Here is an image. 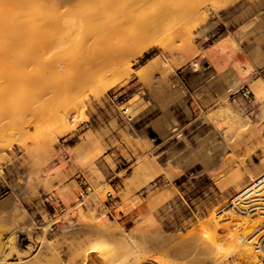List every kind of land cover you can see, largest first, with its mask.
I'll return each mask as SVG.
<instances>
[{
    "label": "rangeland",
    "instance_id": "rangeland-1",
    "mask_svg": "<svg viewBox=\"0 0 264 264\" xmlns=\"http://www.w3.org/2000/svg\"><path fill=\"white\" fill-rule=\"evenodd\" d=\"M108 1H22L41 4L44 19L21 6L4 14L8 32H26L4 29L0 48L36 52L59 70L30 109L0 106V264H112L125 241L147 264H160L159 253L185 264L160 251L161 237H187L264 172V0ZM56 35L67 36L62 51L51 46ZM231 80L239 86L226 91ZM260 221L238 223L250 234ZM100 222L108 228L97 231Z\"/></svg>",
    "mask_w": 264,
    "mask_h": 264
},
{
    "label": "bare ground",
    "instance_id": "bare-ground-1",
    "mask_svg": "<svg viewBox=\"0 0 264 264\" xmlns=\"http://www.w3.org/2000/svg\"><path fill=\"white\" fill-rule=\"evenodd\" d=\"M5 0H3L2 2H4ZM20 0H14V1H12V0H7V2L5 1L4 3H0L1 5H2V7L0 8V29L3 31H1L0 30V34H3V33H14V30H16L15 32H17V35L19 36L20 34H21V32H26V31H21L20 32V30L21 29H23V27L21 28H14V27H11V26H8L7 28L9 29V32L4 28L6 25H7V19L8 18H10L11 16H7L8 18L6 19V21H5V16L6 15H4L5 14V12H6V10L8 9V8H13V9H15V8H18V9H20L21 10V7H22V10L21 11H25V10H28L29 9V11H26V13L23 11V13H25L26 15L27 14H30V17L32 16L31 14H34V15H37L36 17H37V20H39V18H38V15H39V17H44V16H40L41 15V13H40V10L38 9V7L41 5H39V3H37V5H36V7L34 6V7H32L33 5H29V6H26L25 8H28V9H24V5L26 4H24V2L26 1V2H28L29 3V1H31L32 2V0H21L20 2H22V1H24V2H22V3H20L19 2ZM42 1H44V0H42ZM64 1V0H63ZM95 1H97V0H95ZM99 1V0H98ZM114 5L115 4H118V5H116V6H118V9H119V6H121V5H123L124 6V3H126V0H125V2H122V1H124V0H120V4L118 3L119 1L118 0H110ZM110 1H108L109 2V4H110ZM114 1V2H113ZM118 1V2H117ZM129 2H127V3H129L130 4V2H131V0H128ZM132 1H135V0H132ZM142 1H148V0H139L138 2H142ZM65 2H68V1H65ZM64 2V3H65ZM72 2H74V1H72ZM93 2H94V0H93ZM92 2V3H93ZM101 2H103V1H101ZM115 2H117V3H115ZM55 3H56V1H55ZM63 3V4H64ZM68 3H70V2H68ZM122 3V4H121ZM134 3V2H133ZM19 4H22V5H19ZM33 4H35V3H33ZM67 3H65V5H66ZM97 4L99 5L98 7H100L101 6V3L99 4V2H97ZM106 4V8L107 7H110V10H109V8L108 9H106L107 10V13H108V11L109 12H111L112 13V11H113V13H114V11L115 10H112V8L113 9H115L112 5L111 6H107L108 5V3H106V2H104V5ZM144 4H145V2H143V4H140V5H138V4H136V6L138 5V9L137 10H139L142 6H144ZM43 6H44V4H42ZM53 5V4H52ZM21 6V7H20ZM32 7V8H29V7ZM43 6H41V8H42V11L44 12V8H43ZM102 6H103V3H102ZM93 7V6H92ZM103 7H105V6H103ZM135 7V6H134ZM36 8V9H35ZM40 8V7H39ZM46 8V7H45ZM94 8V7H93ZM101 8V7H100ZM18 9H16V10H18ZM32 9V10H31ZM35 9V10H34ZM44 9V10H43ZM59 9V8H58ZM68 9V8H67ZM73 9V8H72ZM96 9V8H95ZM20 10H18V11H20ZM34 10V11H33ZM39 10V11H38ZM47 10H49V9H47ZM53 10V9H52ZM99 10V9H98ZM134 10V9H133ZM136 10V11H137ZM17 11V12H18ZM20 11V12H21ZM37 13H39V14H37ZM62 11V10H61ZM60 11V12H61ZM101 11L102 10H100L99 12H97L98 14L100 13L101 14ZM63 13H65L66 14V10H65V12L64 11H62ZM76 12V11H75ZM91 12V11H90ZM116 12V11H115ZM118 12V11H117ZM134 12V11H133ZM132 12V13H133ZM9 13V12H8ZM45 13V12H44ZM79 13V12H78ZM110 13V14H111ZM112 13V17H113V15H114V17H115V19H116V16H117V20L119 21V14H117L116 13V16H115V13L113 14ZM119 13V12H118ZM168 13L169 12H167L166 14H164V15H162L161 17L159 16H157V17H155L154 18V21H159L160 19H163L164 17H167V15H168ZM47 13H45L44 15H46ZM50 14V13H49ZM96 14V13H95ZM23 15V14H22ZM22 15H20V16H22ZM48 15V14H47ZM71 15H73V14H71ZM70 15V16H71ZM74 15H77V14H74ZM106 15V14H105ZM132 15V14H131ZM17 16V15H16ZM25 16V15H24ZM24 16L22 17V18H24ZM29 16V15H28ZM60 16H62V14L60 15ZM80 16H82L81 14H80ZM97 16V15H96ZM102 16V15H101ZM123 16V15H122ZM13 17H15V16H13ZM26 17V16H25ZM33 17V16H32ZM46 17V16H45ZM77 17H79V16H77ZM87 18L88 19H90L89 17H86V18H84V19H86L87 20ZM101 19H102V17H100ZM44 19V18H43ZM45 19H47V18H45ZM71 20H72V18H70ZM83 19V18H82ZM108 19H110V20H113L112 18H108ZM74 20V19H73ZM85 20V21H86ZM92 20H93V18H92ZM122 20V19H121ZM9 21V20H8ZM44 21V20H43ZM94 21H96V19L94 20ZM94 21H93V23H94ZM100 21V20H99ZM83 22V21H82ZM97 22H98V20H97ZM113 22V21H112ZM21 23H23V21L21 22ZM67 23H69V22H67ZM77 23H79L80 24V22H77ZM84 23V22H83ZM87 23V22H86ZM89 24H91L90 22H88ZM87 23V24H88ZM98 23H100V22H98ZM116 23V22H115ZM8 24H10V23H8ZM63 24H64V22H63ZM77 25V26H80V27H82L83 26V24H80V25ZM103 24V23H102ZM119 24V23H118ZM121 24H125V22L122 20L121 21ZM35 25V24H34ZM42 25V24H41ZM41 25H39L40 27L38 28L39 29V32L41 31V32H44L45 33V29H47V28H43L44 30H40L41 29ZM67 25V24H66ZM69 25V24H68ZM67 25V26H68ZM95 25V24H94ZM98 25V24H97ZM21 26V25H20ZM31 26V25H30ZM48 26H51L50 28H52L53 26L52 25H48ZM60 26V25H59ZM115 26L116 27H118L117 26V24H115ZM124 27H125V25H123ZM123 26H119L118 28H116L118 31H119V28L121 27V29H122V27ZM28 27V26H27ZM45 27V26H44ZM55 27H56V25H55ZM112 27V26H111ZM49 28V29H50ZM112 28H114V27H112ZM6 30V32H5V30ZM25 29V28H24ZM29 29V28H28ZM31 29V28H30ZM29 29V31H30V34H31V30ZM48 29V31H50ZM53 29V28H52ZM115 29V31L117 32V30ZM124 29H126V28H123L122 30H124ZM18 30H19V32L20 33H18ZM78 30H80V29H78ZM127 30H130L129 29V27H128V29H126V33H127ZM63 31V30H62ZM112 31V30H111ZM28 32V31H27ZM37 32H38V30H37ZM129 32H131V31H129ZM129 32H128V34H129ZM110 33V32H109ZM16 34V33H15ZM33 34V33H32ZM114 34V33H113ZM118 34V33H117ZM4 35V37H5V35L6 34H3ZM25 35H26V33H25ZM63 35V34H62ZM66 35V34H65ZM78 34H76V36H77ZM109 35H111V34H109ZM119 36V38L120 37H123V36H126V35H123L122 36V33H120V31H119V34H118ZM121 35V36H120ZM133 35V33L132 34H130V37ZM14 36V35H13ZM17 36V37H18ZM107 36H108V34H107ZM106 36V38H107V40L109 39V37L110 36H108L107 37ZM134 36V35H133ZM16 37V39L18 40L19 39V37L17 38ZM20 37H21V35H20ZM22 37L23 38H21V39H24L25 40V38L26 37H28V36H26L25 38H24V36L22 35ZM33 37V36H32ZM65 37H67V36H65ZM65 37H62V38H58V36L56 35V38H58V40L56 39L53 43H52V47L54 48V47H57V48H55V50L56 49H59V48H61V47H63L64 46V48H65V45L67 44V39L65 38ZM115 37H117V36H115ZM129 37V36H128ZM127 37V38H128ZM12 37H10V39H11ZM126 38V37H125ZM126 38V39H127ZM2 39H5V38H2ZM13 39V38H12ZM20 39V40H21ZM27 39V38H26ZM30 39V38H29ZM69 39V38H68ZM112 39V38H111ZM122 39V38H121ZM120 39V40H121ZM124 39V38H123ZM122 39V40H123ZM128 39H131V38H128ZM127 39V40H128ZM71 40V39H70ZM73 40V39H72ZM115 40V39H114ZM121 40V41H122ZM127 40H125V43H126V41ZM5 41V40H4ZM9 41V40H8ZM11 41V40H10ZM22 41V40H21ZM20 41V42H21ZM30 41V43H31V40H29ZM11 42H13V41H11ZM10 42V43H11ZM26 42V41H25ZM73 42H74V40H73ZM72 42V43H73ZM128 42V41H127ZM7 43V42H6ZM9 43V42H8ZM9 43V44H10ZM27 43H29V42H27ZM45 43V42H44ZM156 43V42H155ZM14 44H16V42L14 41ZM19 44V43H18ZM23 44V43H22ZM32 44H33V42H32ZM36 44V43H35ZM43 44V43H42ZM6 46H3V47H1L0 48V55H1V53H2V55L4 54L5 55V57H10V59L11 60H7V62H3L1 59H0V82H4L5 84L3 85V86H0V106H2V104L4 105V103L6 104L7 103V105L8 104H10V106H12V105H15V107H17V108H21V109H23V110H27V109H30V106H28L27 105V103H29V100H31L32 98H34V96H37L39 93H40V91L43 89V87L42 86H44L43 84V79H46V78H48V79H50L51 80V78L53 79H55V77H56V75H57V70H59L58 68H59V66H58V64L56 63V61L54 62L53 61V59H50V62L49 63H47V60H49V57H48V59L46 60V62H45V58L43 57V60H41V54L40 55H35L34 56V54H36V52L34 53L33 52V54L31 53V57L32 58H30V56H29V54L28 53H24V55H17V54H15L14 53V50H13V48H15L13 45H12V43H11V45H12V51H13V53L11 52V46L10 45H7V44H5ZM24 45V44H23ZM90 45H92V44H90ZM100 45H103V44H100ZM152 45V44H151ZM43 46V45H42ZM147 46V45H146ZM40 47V46H39ZM45 47V46H44ZM91 47V46H90ZM146 48V47H145ZM16 49V48H15ZM3 52H2V51ZM35 50V49H34ZM41 50V49H40ZM42 50H43V48H42ZM54 50V49H53ZM54 50V51H55ZM94 50V49H93ZM142 50V49H141ZM44 51V50H43ZM59 51H62V50H60L59 49ZM139 51V50H138ZM93 52V51H92ZM137 52V51H136ZM17 53V52H16ZM23 53V52H22ZM58 53V51L56 52V54ZM140 53V52H139ZM142 53V52H141ZM39 54V53H38ZM1 55V56H2ZM27 55V56H26ZM34 57H33V56ZM88 55V54H87ZM116 55V54H115ZM119 55V54H118ZM40 57V58H39ZM86 57H89V56H86ZM116 57V56H115ZM51 58V57H50ZM56 58V57H55ZM118 58V57H117ZM62 59V58H61ZM9 61V62H8ZM41 61H44V62H41ZM52 61V62H51ZM71 61H73V59L71 60ZM122 61V60H121ZM121 61H119V63L121 62ZM102 62V61H101ZM118 62V61H117ZM32 63H34L33 65H35L34 66V68H36V69H38V67H41V69L44 67V64H46L45 66L46 67H44L43 69H45L46 71H39V70H41V69H39V70H35V69H29V66H30V64H32ZM68 63V62H67ZM73 63V62H72ZM118 63V64H119ZM41 64H43V67H42V65ZM68 64H70V63H68ZM151 64V63H150ZM37 65H38V67H37ZM71 65V64H70ZM73 65V64H72ZM32 66V65H31ZM68 66V65H67ZM121 66V65H120ZM128 66V65H127ZM48 67V68H47ZM47 68V69H46ZM149 69V68H148ZM151 69V68H150ZM35 70V72L37 71H39L40 73H39V76H38V74L37 73H33V71ZM130 71V67L128 66V67H126V68H124L123 66L122 67H117V68H114V71H113V73H114V75H116V74H120V72H123V71ZM149 71V70H148ZM147 71V72H148ZM154 71V70H153ZM146 72V71H145ZM150 72H151V70H150ZM152 73V72H151ZM56 74V75H55ZM55 76V77H54ZM120 76V75H119ZM47 79V80H48ZM43 80V81H42ZM237 81V80H236ZM235 80L233 81V80H231L230 82H229V84L227 85V87H226V91H231L232 89H236L238 86H239V83H237ZM47 81H45V83H46ZM49 82V81H48ZM47 82V83H48ZM51 85V84H50ZM52 86V85H51ZM50 86V87H51ZM49 87V89H51ZM48 89V90H49ZM43 92H45L44 90H43ZM41 94V93H40ZM161 95H163V94H161ZM131 103V102H130ZM7 105H5V107L7 106ZM9 105H8V107H10ZM71 106H74V104H72ZM8 107H6L5 109H7ZM126 107V106H125ZM126 109V108H125ZM128 110V109H127ZM127 110H125V111H127ZM252 113H254V112H252ZM251 113V114H252ZM0 114H1V112H0ZM257 115V114H256ZM255 115V117H256V120L258 119V117ZM252 116V115H251ZM254 119H255V117L254 116H252ZM161 119H159L157 122H156V127L158 128V130L161 132V133H166L167 132V126H166V124H167V122H166V120L165 119H163L162 117H160ZM255 121V120H254ZM253 121V122H254ZM155 122V121H154ZM263 122V121H262ZM258 125V124H257ZM262 128V127H261ZM246 129V128H245ZM173 131L174 132H177L178 131V128H174L173 129ZM260 132V131H259ZM239 133H241V132H239ZM238 135V134H237ZM262 138H263V141H264V131H263V133H262ZM262 145V144H261ZM1 152V151H0ZM202 155V154H201ZM205 157V156H204ZM210 159V158H209ZM215 159H217V158H215ZM215 159H213V158H211L210 160H209V162L208 163H206L207 164V166L208 165H210L209 163H212V164H214L215 163ZM251 159V158H250ZM242 161V160H241ZM244 161V160H243ZM220 164V163H219ZM205 165V164H204ZM262 165V164H261ZM240 174H242V173H240ZM253 174V173H252ZM252 174H250V176H252ZM243 176H244V174H243ZM242 176V177H243ZM237 177H239V174L237 175ZM240 178V177H239ZM238 178V179H239ZM252 179H255V177H253ZM240 181H242V179L240 178L239 179ZM242 182H240L239 184H241ZM241 187H243V186H241ZM233 203V201L231 202V203H229V205L227 206V207H222L218 212H216V213H211L208 217H207V219H205V220H203V221H200L198 224H197V226H194V227H192L191 229H190V231H189V235L187 236V237H177L178 238V240L176 241V239H174V244H172V245H165L166 243H165V239H163V238H165L164 236L163 237H161V240H160V244H161V252H164V253H170V252H174L175 253V255L177 256V258H179V259H181V260H183V262H185V264H252L253 262H255L256 261V258H257V250L255 249V246L253 245V243L251 242L252 240H250L249 238L251 237V236H254L255 235V233H256V231H251V233L249 234L248 232H247V230L249 229V228H247V230L245 229H242L241 227H240V225L241 224H239L238 223V221H242V222H244L245 224H246V226H248V227H250L251 228V230L253 229V227H255V225L257 224L256 222H257V220H260L261 219V216H259L258 215V211L257 212H255V214H257V216H255V217H250L249 215H246V218L245 217H242V218H234L233 216L235 215V216H238V215H236L233 211H231L232 210V208H230V204H232ZM225 206V205H224ZM229 208V209H228ZM233 212V213H232ZM254 214V213H253ZM224 215H227L228 216V218H225V221H226V223H225V221H220V222H218V221H216L219 217H221V216H224ZM248 216V217H247ZM234 218V219H233ZM232 220H237L235 223H233L234 221H232ZM262 220V219H261ZM228 221V222H227ZM259 222V221H258ZM261 222V221H260ZM256 223V224H255ZM239 224V225H238ZM245 224H243V225H245ZM108 228V224L106 223V222H100L98 225H97V227H96V230L97 231H103V230H106ZM249 231V230H248ZM250 232V231H249ZM173 236V235H172ZM167 238V237H166ZM171 239V238H170ZM170 239L168 240V242L170 241ZM176 241V242H175ZM171 242V241H170ZM122 245H123V247H124V249H122L123 250V253L121 252V253H119L118 254V256H117V259L116 260H114V263H112V264H145L147 261H149V257L148 256H146V253L143 251V250H141L140 248H135L134 246H132V244L131 243H129V242H122L121 243ZM120 244V245H121ZM170 244V243H169ZM119 245V246H120ZM121 247V246H120ZM122 247V248H123ZM119 251V250H118ZM162 253H159V255H157V256H154L153 258H155V261L157 262V263H160V264H175L176 262H177V260H176V258H172V256H171V258H169L168 260L170 261V260H175L173 263H171V262H169L167 259H165L162 255H161ZM168 256H169V254H168ZM165 257H167V255L165 256ZM173 257H174V255H173ZM2 258V257H1ZM151 261V260H150ZM178 263H181L182 264V261H178L177 262V264ZM147 264V263H146Z\"/></svg>",
    "mask_w": 264,
    "mask_h": 264
},
{
    "label": "built area",
    "instance_id": "built-area-1",
    "mask_svg": "<svg viewBox=\"0 0 264 264\" xmlns=\"http://www.w3.org/2000/svg\"><path fill=\"white\" fill-rule=\"evenodd\" d=\"M232 201L233 203L230 204L231 211L238 215H234V218H246V215L255 217L257 216L255 212H259L258 215L262 219L261 223L255 235L249 239L252 240L251 242L257 250L256 261L252 264H264V172L244 185L241 190H237L226 201V204ZM224 216L228 218L227 215Z\"/></svg>",
    "mask_w": 264,
    "mask_h": 264
}]
</instances>
